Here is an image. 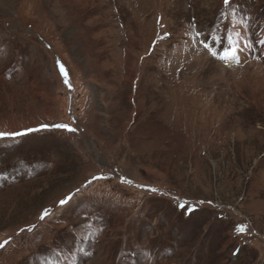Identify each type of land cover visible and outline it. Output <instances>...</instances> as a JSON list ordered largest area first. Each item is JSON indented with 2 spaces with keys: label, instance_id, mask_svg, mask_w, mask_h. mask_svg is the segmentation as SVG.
I'll return each instance as SVG.
<instances>
[{
  "label": "rangeland",
  "instance_id": "374dc122",
  "mask_svg": "<svg viewBox=\"0 0 264 264\" xmlns=\"http://www.w3.org/2000/svg\"><path fill=\"white\" fill-rule=\"evenodd\" d=\"M0 132V264H264V0H0Z\"/></svg>",
  "mask_w": 264,
  "mask_h": 264
},
{
  "label": "snow or ice",
  "instance_id": "6c2138e0",
  "mask_svg": "<svg viewBox=\"0 0 264 264\" xmlns=\"http://www.w3.org/2000/svg\"><path fill=\"white\" fill-rule=\"evenodd\" d=\"M231 0H224V3L226 5L230 4ZM201 34L198 32L197 33V36H200ZM206 39L201 41V43L204 44V47L205 48H209L210 49V46L207 44L206 42ZM215 39V38H214ZM229 40V49H227L224 53V55H222L220 58L221 59H227L229 54L232 56V57H235L236 55V48L235 47H232V45H234L236 42L231 38L229 37L228 38ZM211 50V49H210ZM211 54L213 56H216L217 53L215 51H212ZM60 71H61V74L65 77V83L68 84L69 88L71 87L70 83H69V80H68V74H67V71L65 70L64 66L63 65H60ZM57 127H61V128H66L67 130L69 131H74V129H71V128H68V126L66 125H57ZM23 133H19V132H0V139H4V138H8V137H16L18 135H22ZM130 183V181H129ZM153 191H155L153 189ZM72 199V196H68L66 197L64 200H61L60 201V204L61 205H65L66 203H68L70 200ZM45 215H47V212H45ZM41 219H43V217H41ZM239 231L241 232H244L246 231V228L245 227H240ZM8 243V241H3V242H0V248H3L6 244Z\"/></svg>",
  "mask_w": 264,
  "mask_h": 264
}]
</instances>
